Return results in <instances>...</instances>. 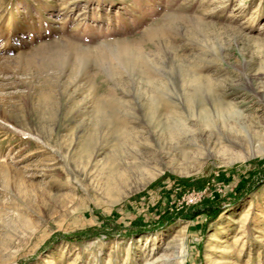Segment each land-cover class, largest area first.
<instances>
[{
  "label": "rangeland",
  "instance_id": "1",
  "mask_svg": "<svg viewBox=\"0 0 264 264\" xmlns=\"http://www.w3.org/2000/svg\"><path fill=\"white\" fill-rule=\"evenodd\" d=\"M0 264H264V0H0Z\"/></svg>",
  "mask_w": 264,
  "mask_h": 264
},
{
  "label": "trees",
  "instance_id": "2",
  "mask_svg": "<svg viewBox=\"0 0 264 264\" xmlns=\"http://www.w3.org/2000/svg\"><path fill=\"white\" fill-rule=\"evenodd\" d=\"M219 212V208L216 204H204V205H197V206H193L187 210H184L182 212H180L179 214H176L177 217H182V218H190L193 219L196 216L200 215V214H207L209 218H213L217 215V213ZM176 216H169L162 218L161 220L164 221L163 223H168L172 220H174L176 218ZM147 230L144 226H136V229H133L132 231L128 232V234H132V233H141L143 231ZM96 232H83V233H78V234H73V235H63L64 238H68L71 240H76V239H80L82 237H88L91 236L93 234H95ZM127 234V235H128Z\"/></svg>",
  "mask_w": 264,
  "mask_h": 264
},
{
  "label": "bare ground",
  "instance_id": "3",
  "mask_svg": "<svg viewBox=\"0 0 264 264\" xmlns=\"http://www.w3.org/2000/svg\"><path fill=\"white\" fill-rule=\"evenodd\" d=\"M207 93H208V92H207ZM213 97H214V96H213ZM215 99H216V98H215ZM215 99L212 100V103H213V105H214L215 108H218L219 106H218V103H217V101H216ZM217 99H218V98H217ZM197 101H198V100H197ZM110 124H111V123H110ZM238 126H239V127H238ZM238 126H237V129H238V128H244L243 125L240 126V125L238 124ZM244 129H245V128H244ZM228 130H230V132H232V131H233V132H237V130H233V128H231L230 126L228 127ZM228 130H226V132H227ZM230 132H229V133H230ZM248 132H249V131H248ZM249 133H250V132H249ZM115 134H116V133H115ZM233 134H234V133H232L231 135L233 136ZM226 135H227V134H226ZM231 135H230V136H231ZM232 136H231V137H232ZM246 137H247V139H246L247 143H249V144L252 143V138H251L252 136H249V134L246 133ZM233 138H234V139L237 138V134H234ZM239 139H240V138H239ZM239 139H238V140H239ZM242 139H243V138H242ZM223 151H224L225 153H227V152L229 151V149L224 148ZM113 173H114V174H113ZM111 174H112V175H111ZM109 175H110V177H109V178L107 177L108 180H113V181L115 180V181H116V180H120V179H121V176H118V177H117V176L115 175V172H114V171H111V173H110Z\"/></svg>",
  "mask_w": 264,
  "mask_h": 264
}]
</instances>
